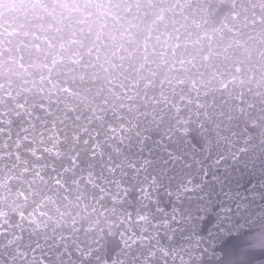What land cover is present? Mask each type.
Returning a JSON list of instances; mask_svg holds the SVG:
<instances>
[{
  "label": "water",
  "instance_id": "95a60500",
  "mask_svg": "<svg viewBox=\"0 0 264 264\" xmlns=\"http://www.w3.org/2000/svg\"><path fill=\"white\" fill-rule=\"evenodd\" d=\"M207 2L217 14L241 9L240 16L233 17L241 33L264 30V8L258 6L264 0ZM86 61V57L77 58L81 71H86ZM249 71L239 63L228 68L245 78ZM72 72L69 65L64 75ZM193 86H180L187 99L180 101L177 114L161 96V87L144 89L143 99L128 98L127 89L115 88L123 98L113 96L108 101L109 90L101 81L87 76L66 79L68 95L62 102L35 107L29 118L10 117L8 125L0 116V129H7L0 131V165L15 163L18 156L26 161L31 175L39 172L37 179H51L64 187H75L73 182L78 180L85 197L122 215L126 223H120L114 237L105 233L92 257L102 252L109 264L113 260L116 264H232L247 252L242 247L245 233L264 221L260 128L264 88L248 84L233 87L232 95L225 91L200 95L199 90L192 91ZM178 99L173 92V103ZM252 120L257 126L250 125ZM234 133L237 146L246 151L213 167L211 156L205 159L206 145L227 151ZM29 135L30 139H22ZM248 136L251 139L246 140ZM18 139L21 144L15 154L5 155L13 153ZM25 149H34L35 154ZM20 235L25 251L38 257V264H94L82 251L95 247L87 243L89 236L95 239L93 233L73 235L67 229H55ZM9 240L8 233L0 232V264H9L5 253L11 254L14 247Z\"/></svg>",
  "mask_w": 264,
  "mask_h": 264
},
{
  "label": "clouds",
  "instance_id": "9594fccd",
  "mask_svg": "<svg viewBox=\"0 0 264 264\" xmlns=\"http://www.w3.org/2000/svg\"><path fill=\"white\" fill-rule=\"evenodd\" d=\"M258 6L264 8V4ZM240 12L237 9L217 14L207 0H0L3 123L10 124V117L29 118L35 107L61 101L68 95L65 80H84L86 76L103 83L110 93L108 101L113 96L123 98L113 91L115 88L127 89L128 98L135 99L144 89L161 87V96L177 114L180 101L187 99L180 93L181 85H194L192 91L199 90L200 95L213 91L232 95L233 87L248 84L264 88V30L259 34L241 33L239 21L233 19ZM85 57L86 71H81L76 61ZM237 63L252 70L246 78L228 72ZM69 65L73 72L66 77ZM173 92L179 97L175 103ZM72 95L79 98L75 92ZM41 100L44 105L39 104ZM107 106L111 108L112 103ZM181 120L187 122L184 117ZM249 123L257 126L255 120ZM260 128L264 141V125ZM236 139L234 133L227 151L223 146L207 144L205 159L211 156L213 167L236 159L246 151L237 146ZM20 144L18 139L13 153L5 155H14ZM25 150L35 154L34 149ZM25 165L26 161L18 156L15 163L0 165V232L8 233L9 244L14 245L11 254L5 253L9 264H38V257L25 251L22 231L33 235L55 229H67L73 235L80 231L93 233L95 239L89 236L87 243L95 247L82 249L88 258L98 251L97 241L105 233L114 237L120 223L125 222L122 215L105 208L99 200L93 203L85 197L78 180L73 182L75 187H64L51 179H37L39 172L33 176ZM242 247L247 252L232 264L264 261V221L245 233ZM249 253L259 255L249 258ZM92 260L94 264H109L102 252Z\"/></svg>",
  "mask_w": 264,
  "mask_h": 264
}]
</instances>
